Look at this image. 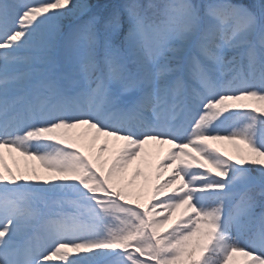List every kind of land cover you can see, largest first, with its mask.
Segmentation results:
<instances>
[{
	"label": "snow or ice",
	"instance_id": "snow-or-ice-1",
	"mask_svg": "<svg viewBox=\"0 0 264 264\" xmlns=\"http://www.w3.org/2000/svg\"><path fill=\"white\" fill-rule=\"evenodd\" d=\"M0 264H264V0H0Z\"/></svg>",
	"mask_w": 264,
	"mask_h": 264
},
{
	"label": "rangeland",
	"instance_id": "rangeland-1",
	"mask_svg": "<svg viewBox=\"0 0 264 264\" xmlns=\"http://www.w3.org/2000/svg\"><path fill=\"white\" fill-rule=\"evenodd\" d=\"M90 2L95 4V5H99L101 7V10L103 9L104 6H107L108 4L112 3L111 0H109V1H107V0H90ZM213 144H214V146L220 147L221 150L225 151V153L227 155H231V156H233V158H235L236 149L234 148L233 145L227 144L226 142H213ZM111 148H112V145L110 144V150H111ZM82 150H84L87 154L86 149H82ZM152 152H153V154L149 158L150 162H151V167H148V165H146L145 163H143L139 160L134 162L133 165L129 167V169L126 173V176L129 180H131L133 172L137 166H139L142 169V171H144L145 173H148L154 179L155 164H156V161H157L159 155L162 153H157L155 149H153ZM15 156H16V161L19 163V166L23 169L25 166L24 158L20 157L19 154H15ZM5 161L10 167L13 168V170L16 169L17 164L13 161L12 156L9 155L7 153V151H5ZM28 163L29 164H33V163L36 164L38 171H40L42 174L46 175V173H44L43 169L39 168V162L38 161H29ZM142 182H143V177L138 178L136 181L137 184H140ZM178 216H179V211H177L176 213L173 214V220L177 219ZM166 227H168V226H166Z\"/></svg>",
	"mask_w": 264,
	"mask_h": 264
},
{
	"label": "trees",
	"instance_id": "trees-1",
	"mask_svg": "<svg viewBox=\"0 0 264 264\" xmlns=\"http://www.w3.org/2000/svg\"><path fill=\"white\" fill-rule=\"evenodd\" d=\"M107 1H109V0H107ZM111 2L113 3V2H116V0H111Z\"/></svg>",
	"mask_w": 264,
	"mask_h": 264
}]
</instances>
